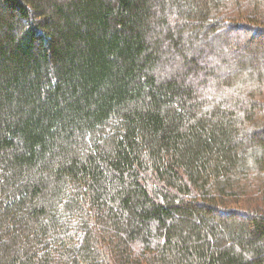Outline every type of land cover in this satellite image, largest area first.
<instances>
[{
    "label": "trees",
    "instance_id": "trees-1",
    "mask_svg": "<svg viewBox=\"0 0 264 264\" xmlns=\"http://www.w3.org/2000/svg\"><path fill=\"white\" fill-rule=\"evenodd\" d=\"M262 43L264 0H0V264H264Z\"/></svg>",
    "mask_w": 264,
    "mask_h": 264
},
{
    "label": "rangeland",
    "instance_id": "rangeland-1",
    "mask_svg": "<svg viewBox=\"0 0 264 264\" xmlns=\"http://www.w3.org/2000/svg\"><path fill=\"white\" fill-rule=\"evenodd\" d=\"M252 37V35H250L249 33L246 32H238L235 36V39H242V41L240 42H246L247 40H249ZM231 39V38H230ZM256 45V44H255ZM254 45V46H255ZM258 48L261 49V51L264 53V43L261 44V46H259ZM250 64L252 61H248Z\"/></svg>",
    "mask_w": 264,
    "mask_h": 264
}]
</instances>
